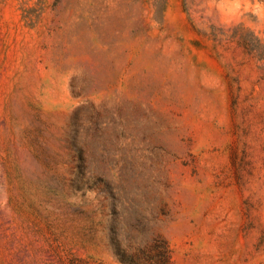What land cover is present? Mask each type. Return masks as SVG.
<instances>
[{
	"label": "rangeland",
	"instance_id": "374dc122",
	"mask_svg": "<svg viewBox=\"0 0 264 264\" xmlns=\"http://www.w3.org/2000/svg\"><path fill=\"white\" fill-rule=\"evenodd\" d=\"M264 264V0H0V264Z\"/></svg>",
	"mask_w": 264,
	"mask_h": 264
},
{
	"label": "trees",
	"instance_id": "16d2710c",
	"mask_svg": "<svg viewBox=\"0 0 264 264\" xmlns=\"http://www.w3.org/2000/svg\"><path fill=\"white\" fill-rule=\"evenodd\" d=\"M152 247L157 256V262H158L157 264H170L166 247H163V246L159 247V245L157 244V241H154Z\"/></svg>",
	"mask_w": 264,
	"mask_h": 264
}]
</instances>
